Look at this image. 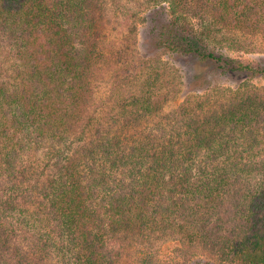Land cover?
Listing matches in <instances>:
<instances>
[{
  "label": "trees",
  "instance_id": "trees-1",
  "mask_svg": "<svg viewBox=\"0 0 264 264\" xmlns=\"http://www.w3.org/2000/svg\"><path fill=\"white\" fill-rule=\"evenodd\" d=\"M114 1L0 0V264H124L136 246L158 264L168 240L264 264V90L164 113L165 67L101 105L103 63L122 66L119 90L137 74L130 47L108 49ZM149 1L173 14L151 26L171 60L264 76L227 52L264 43V0Z\"/></svg>",
  "mask_w": 264,
  "mask_h": 264
},
{
  "label": "rangeland",
  "instance_id": "rangeland-1",
  "mask_svg": "<svg viewBox=\"0 0 264 264\" xmlns=\"http://www.w3.org/2000/svg\"><path fill=\"white\" fill-rule=\"evenodd\" d=\"M110 13L111 23L107 26L108 49L117 52L123 47H130L129 56L123 58L131 65L133 79L124 85L120 90L116 88V76L121 65H114L112 62L103 63L101 78L96 85L97 101L109 108V104L126 97H131L141 89L142 84L149 74L156 75V71L164 70L165 78L171 82L169 88L172 89L171 98L165 105L164 113H169L178 109L187 98L193 101H203L206 98L220 100L221 95L226 96L231 89H235L242 84L254 85L260 90H264V76L248 79L245 76L226 77L216 74L215 68L208 63H200L195 59L175 57L172 60L169 53L158 48L155 39L156 34L152 31L154 19L160 22L170 20L173 17L169 5L164 2L159 6L152 4L149 0H116L111 2ZM114 10V11H113ZM259 50L254 52L227 51L232 57L243 59L249 62L261 61L264 64V43L259 45ZM156 54L154 57L152 55ZM154 57V58H152ZM120 58V57H117ZM143 58L150 59L152 67H148L141 72ZM159 68V69H158ZM139 69V71H137ZM135 70L137 72H135ZM163 72V71H162ZM199 76H198V75ZM135 76L138 79H135ZM197 76V77H196ZM204 81V83H200ZM158 254V264H230L221 257H217L210 252L197 249L194 255H187L182 252V244L176 240L162 242ZM132 255L126 259L124 264H145L144 252L146 246L134 247L130 250Z\"/></svg>",
  "mask_w": 264,
  "mask_h": 264
}]
</instances>
